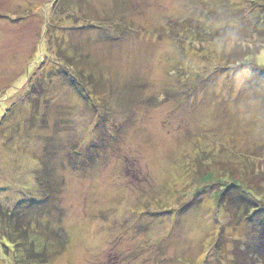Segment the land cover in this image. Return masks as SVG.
<instances>
[{
    "label": "rangeland",
    "instance_id": "obj_1",
    "mask_svg": "<svg viewBox=\"0 0 264 264\" xmlns=\"http://www.w3.org/2000/svg\"><path fill=\"white\" fill-rule=\"evenodd\" d=\"M262 17L264 0H0V264H234L250 225L203 177L264 133V87L226 63Z\"/></svg>",
    "mask_w": 264,
    "mask_h": 264
},
{
    "label": "trees",
    "instance_id": "obj_2",
    "mask_svg": "<svg viewBox=\"0 0 264 264\" xmlns=\"http://www.w3.org/2000/svg\"><path fill=\"white\" fill-rule=\"evenodd\" d=\"M262 18L259 22L262 26L261 31L258 29L254 30L255 40L259 41L257 47L252 48V46H242L239 44L226 58L228 66H235L233 72H239V70L247 71L249 78L247 79L246 88L248 90L264 87V67L258 66L255 62V58L264 49V17ZM67 64H71L72 66V62L66 64L64 62L63 71L71 73V69L73 70L74 67L70 68ZM86 77L92 78L91 75ZM81 79L84 78L81 77ZM77 87L82 91L87 90L84 84H79ZM259 124H262L261 128H264V122ZM243 151L232 152L229 159L224 162L221 161L223 163L220 162L222 167L220 174L209 171L203 179L210 183L212 182V188L217 187V189L215 188L217 190L215 194L217 192L220 204H225L231 225L235 227H238L240 223L242 225H250L251 232L248 239H246V241H249L248 245L245 243L246 247L244 249H240V247L234 248L233 263L264 264V133L260 136L259 143L254 142L253 147L245 148ZM12 208L19 209L21 207L12 206ZM14 210L12 211V215L8 216L14 227H16V235H14L17 237L15 238L20 242H13V235L3 239L9 241L16 250L17 245H24L26 243L24 242V236L21 234L26 224L23 214L21 212L17 213ZM35 229L39 234L42 232L38 225H36ZM35 234L38 235L36 232ZM15 238L13 237V240L17 241ZM25 238L27 239V237ZM32 252V250L26 251L24 249L22 251L23 255L20 256L23 258L22 261L24 259L30 261L33 258H39L37 255L30 258L34 255ZM249 252H254L256 255L250 257L248 256ZM37 253L44 254L45 252ZM247 258H250V260Z\"/></svg>",
    "mask_w": 264,
    "mask_h": 264
}]
</instances>
